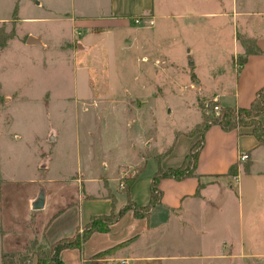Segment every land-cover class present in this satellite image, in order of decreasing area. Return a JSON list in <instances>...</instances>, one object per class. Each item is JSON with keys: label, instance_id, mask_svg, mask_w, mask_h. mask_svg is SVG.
<instances>
[{"label": "rangeland", "instance_id": "374dc122", "mask_svg": "<svg viewBox=\"0 0 264 264\" xmlns=\"http://www.w3.org/2000/svg\"><path fill=\"white\" fill-rule=\"evenodd\" d=\"M235 1L155 0V18L83 29L72 23V0H43L39 7L0 0V20L8 19L0 27L12 35L0 51V224L18 234L7 240L23 242L40 228L42 213L30 219V199L42 180L72 197L74 177L98 180L100 173L105 184L113 161L139 164L119 184L130 186L141 167L142 178H152L178 136L195 131L204 113L216 116L219 104L207 91L232 77L236 27L264 24V0ZM29 36L41 37L45 48L29 45ZM249 160L239 158L238 169L244 163L249 169ZM256 170H264L262 155ZM259 176L241 177L240 184L250 192ZM50 179L69 182L55 186ZM97 186L88 185L94 192ZM260 235L256 250L264 251V230Z\"/></svg>", "mask_w": 264, "mask_h": 264}, {"label": "crops", "instance_id": "0c3cea01", "mask_svg": "<svg viewBox=\"0 0 264 264\" xmlns=\"http://www.w3.org/2000/svg\"><path fill=\"white\" fill-rule=\"evenodd\" d=\"M235 2L233 0V4ZM33 3L39 7L43 5V0H33ZM155 3V0H72L71 19L73 25L83 29L98 25L110 26L109 29L122 27L138 15L152 13L155 18ZM17 13L18 4L11 18L17 17ZM0 22H8V19ZM237 32L256 39L264 50V24L254 28L251 25L240 29L236 27L234 52L228 59L232 77L224 86L215 85L211 91H207L221 108H248L257 92L264 87V55L251 54L240 69L233 65V59L245 52L237 40ZM34 37L41 44L37 47L44 49L45 41L41 37ZM259 119L264 126V115ZM202 122L201 116L194 127ZM251 132L252 129L248 128L232 132H225L219 126L209 128L194 177L183 181L163 179L159 186L162 194L160 204L151 211L149 218H136L133 211H127L107 233H94L81 249L64 250L61 253L63 263L116 264L120 260H128L130 264H264V251L256 250L261 231L264 230V193L256 189L258 181L264 187V170H256L260 156L264 158V144L259 143ZM199 137L189 136L185 132L178 136L161 168L180 167L200 140ZM242 154L249 155L250 168L246 170L245 163L243 167L240 166L239 182L235 184L231 182L235 177L229 172L232 166L238 165ZM141 159L144 163L147 160ZM106 164L105 184L100 173L98 180L87 178L88 174L85 179L83 176L74 177L76 180L73 182H77L78 186L77 193L72 197L57 195L42 180L43 183L30 199V219L42 213L40 228L26 235L22 242L19 238L7 240L6 236L14 232L5 231L3 224H0V264L3 254L23 253L35 241L49 249L60 240L72 238L93 217L110 215L113 209L118 213L127 205L129 198L141 207L148 206L153 177L143 179L141 167L140 171H136L140 172L139 176L130 186H126L124 182L118 183L119 178L130 175L139 168V164L117 166L115 161V167ZM243 172L246 177L253 173L261 175L256 182L251 180L250 192L240 184ZM111 181L117 187L111 186ZM66 182L69 181L50 179L47 184L59 186ZM95 183L101 186H97L94 192L88 185ZM40 196L44 197V207L35 210ZM14 235L18 236L17 233ZM126 242L129 243L118 247L113 254L97 257Z\"/></svg>", "mask_w": 264, "mask_h": 264}, {"label": "trees", "instance_id": "16d2710c", "mask_svg": "<svg viewBox=\"0 0 264 264\" xmlns=\"http://www.w3.org/2000/svg\"><path fill=\"white\" fill-rule=\"evenodd\" d=\"M10 38H12V35L5 33L3 27H0V51L6 47ZM237 40L245 50V54L238 58L239 69L241 68L240 66L245 64L251 54L264 55V50L259 47L256 39L237 34ZM262 115H264V87L257 92L255 100L248 108H222L219 115L215 117L207 116L204 113L202 125H198L195 131L188 133L189 136L200 134L201 139L192 147L183 164L178 168L168 170H164L159 166L152 179L151 197L148 206L141 207L129 198L127 205L118 213L113 209L110 215L93 217L87 225L79 228L72 238L60 240L50 246L48 250L36 249L38 244L35 241L32 245L33 247L27 248L23 253L3 254L2 264H64L61 259V253L64 250L81 249L94 233H107L113 225L121 220L127 211H133L136 218H149L151 211L160 204L162 194L159 186L163 179L170 178L176 181H183L195 176L199 157L204 147L206 132L209 128L219 126L225 132H232L240 128H251L252 135L259 143L264 144V126L259 119ZM246 170H248V167H246ZM229 173L237 177L238 166H232ZM114 202L115 199H113ZM128 243L126 242L121 246L102 252L97 257L113 254L118 247L125 246Z\"/></svg>", "mask_w": 264, "mask_h": 264}, {"label": "built area", "instance_id": "2783aa9c", "mask_svg": "<svg viewBox=\"0 0 264 264\" xmlns=\"http://www.w3.org/2000/svg\"><path fill=\"white\" fill-rule=\"evenodd\" d=\"M136 22L140 23L141 22V17H137L136 18ZM216 102V101H215ZM217 103V102H216ZM216 115H219L220 111H221V107L219 105L213 106V110H212ZM240 161L241 162H247L249 160V155L248 154H242L240 157ZM235 180L238 181L239 178L238 176L235 177ZM122 188H124V185H121ZM116 264H130L128 260H120L118 261Z\"/></svg>", "mask_w": 264, "mask_h": 264}, {"label": "water", "instance_id": "95a60500", "mask_svg": "<svg viewBox=\"0 0 264 264\" xmlns=\"http://www.w3.org/2000/svg\"><path fill=\"white\" fill-rule=\"evenodd\" d=\"M27 43L41 46L39 40L34 36H29ZM43 207H44V197L40 196V199L37 202V204L34 206V209L35 210H41V209H43Z\"/></svg>", "mask_w": 264, "mask_h": 264}]
</instances>
